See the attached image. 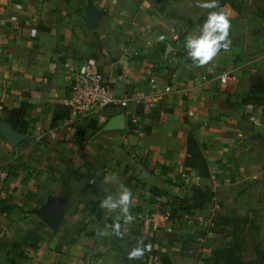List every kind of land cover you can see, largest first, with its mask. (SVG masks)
<instances>
[{"label": "crops", "instance_id": "1", "mask_svg": "<svg viewBox=\"0 0 264 264\" xmlns=\"http://www.w3.org/2000/svg\"><path fill=\"white\" fill-rule=\"evenodd\" d=\"M197 2L0 0V124L24 135L12 146L0 132V166L8 174L0 192V264L208 263L221 240L212 217L240 212L227 209L222 196L253 178L259 163L250 146L264 136V15L223 7L231 48L197 66L183 46L210 10ZM87 5L105 13L95 26ZM83 63L108 79L117 100L135 97L100 111L103 119L90 113L66 122L70 69ZM20 103L26 132L1 109ZM120 114L123 126L106 129ZM189 133L207 177L185 165ZM120 183L134 194L135 218L118 239L108 228L115 214L99 200ZM193 189L209 196L195 202ZM43 209L57 212L54 228L35 214ZM152 213L169 217L152 230ZM139 239L151 250L127 259ZM192 245L197 254L188 251Z\"/></svg>", "mask_w": 264, "mask_h": 264}, {"label": "rangeland", "instance_id": "2", "mask_svg": "<svg viewBox=\"0 0 264 264\" xmlns=\"http://www.w3.org/2000/svg\"><path fill=\"white\" fill-rule=\"evenodd\" d=\"M244 6L251 8V13L252 8H256L258 14L264 15V0H231L223 10L228 7L239 13V8ZM257 140L262 144L255 143L250 146L255 155V162H259L253 170L254 177L237 184V188L230 186L222 196L225 198L222 202L227 209H240L234 216L241 217L242 222L233 227L231 224H224L219 217L227 214L216 213L212 217L216 226L213 229L220 233L221 240L218 246L211 250L207 264H264V136ZM249 188L251 191L245 193ZM188 251L197 254L200 251L199 246L194 245L193 249Z\"/></svg>", "mask_w": 264, "mask_h": 264}, {"label": "clouds", "instance_id": "3", "mask_svg": "<svg viewBox=\"0 0 264 264\" xmlns=\"http://www.w3.org/2000/svg\"><path fill=\"white\" fill-rule=\"evenodd\" d=\"M197 7L214 11L207 13L206 18L195 32L185 36L183 46L192 63L203 66L213 61L221 52L226 53L230 50L232 45L230 39L231 21L228 14L219 9L218 0H198ZM159 39L164 40L165 37L161 35ZM134 199L132 190L124 183H120L115 191L106 190L99 200V207L105 213L115 214V218L108 228L111 235L118 239L123 236L122 227L133 222L135 218L131 212ZM99 234L104 235L103 232ZM150 250V243L139 239L136 241V245L127 251V259H138Z\"/></svg>", "mask_w": 264, "mask_h": 264}, {"label": "built area", "instance_id": "4", "mask_svg": "<svg viewBox=\"0 0 264 264\" xmlns=\"http://www.w3.org/2000/svg\"><path fill=\"white\" fill-rule=\"evenodd\" d=\"M70 71L71 78L68 94L65 99V104L69 109V116L65 120L68 123L82 119L90 113H98L100 119H103L104 117L100 114V111L116 104L124 107L131 98L135 97V95H130L126 96L123 100H117L112 93L108 79L102 73L94 70L88 63L76 65ZM228 78L227 73L219 75L221 83H224ZM116 79L128 83L125 74L117 75ZM150 83L153 87V78L150 79ZM130 122L136 127L135 130H137V117L131 116ZM7 177V171L0 166V192L3 191ZM168 217L169 215L152 213L148 216V227L151 225V229L156 230L160 228V223L168 219Z\"/></svg>", "mask_w": 264, "mask_h": 264}, {"label": "trees", "instance_id": "5", "mask_svg": "<svg viewBox=\"0 0 264 264\" xmlns=\"http://www.w3.org/2000/svg\"><path fill=\"white\" fill-rule=\"evenodd\" d=\"M231 0H221L219 2V9H222L227 3ZM209 11H214L210 9ZM207 15V14H206ZM25 103H20L17 107L7 108L1 107L4 114L7 115L8 121L16 128L22 132H26V120L24 119L25 115ZM185 165L192 169H195L199 172L200 176L207 177L209 176V169L206 159L204 158L201 149L199 148L196 139L194 138L193 133H189L187 136L186 146H185ZM209 195L201 189H193V195L191 198L195 202L203 201L204 198ZM4 200H0V210H6L3 206ZM221 220L224 221V224H231L235 226L237 223L242 222L241 217L234 215H221L219 216ZM162 264H170L169 261L165 258L162 259Z\"/></svg>", "mask_w": 264, "mask_h": 264}, {"label": "water", "instance_id": "6", "mask_svg": "<svg viewBox=\"0 0 264 264\" xmlns=\"http://www.w3.org/2000/svg\"><path fill=\"white\" fill-rule=\"evenodd\" d=\"M86 15L91 23L92 26H95L99 17L104 13V11L96 9L90 5L85 7ZM123 126V118L122 115H117L112 119L110 123L106 126V129H118ZM0 132L2 135L7 139V141L12 145L15 146L23 137L24 135L5 123L0 124ZM35 214L49 227L54 228L56 225L57 220V212L51 209H43L35 211ZM119 244L123 248H127L126 241H120Z\"/></svg>", "mask_w": 264, "mask_h": 264}]
</instances>
